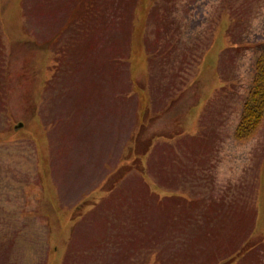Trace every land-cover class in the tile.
Instances as JSON below:
<instances>
[{
  "label": "rangeland",
  "instance_id": "obj_1",
  "mask_svg": "<svg viewBox=\"0 0 264 264\" xmlns=\"http://www.w3.org/2000/svg\"><path fill=\"white\" fill-rule=\"evenodd\" d=\"M50 4L21 1L23 21L11 1L0 7V264L12 249L41 251L44 230L46 253L54 231L66 248L68 224L75 233L98 203L120 214L111 231L128 238L126 264H264V117L237 134L264 0ZM113 81L138 90L124 135L119 105L101 95ZM186 134L197 150L176 165L164 144L180 153ZM70 249L64 263L90 260Z\"/></svg>",
  "mask_w": 264,
  "mask_h": 264
},
{
  "label": "crops",
  "instance_id": "obj_2",
  "mask_svg": "<svg viewBox=\"0 0 264 264\" xmlns=\"http://www.w3.org/2000/svg\"><path fill=\"white\" fill-rule=\"evenodd\" d=\"M2 1L0 0V7L2 6ZM5 1H11L12 6L14 7V13L16 11V15L22 19L23 21V9L21 5V1L23 2L24 0H5ZM42 1H52V5L58 0H42ZM50 4V6H52ZM13 13V12H12ZM21 21V22H22ZM118 60V59H117ZM120 63V64H119ZM114 66L116 64H119L117 69L118 72L122 77V83L125 79V69H120L119 67H122L123 64L117 61V63H111ZM110 67V66H109ZM108 66L105 67L108 68L106 69L109 72L112 71L110 70ZM116 81H113L112 83H104L105 88L104 91L101 92V95L105 97H109V105H119V108L121 110V123H120V128L124 129L123 130V135L125 128L129 125L131 121V116H130V111L139 108V100L138 98L135 99L134 93H138V90L135 89H129V90H122L121 92L115 91L114 87ZM69 90L67 89V92ZM182 94H179L175 99L172 100V102H177ZM187 95V94H186ZM188 96V95H187ZM186 96V97H187ZM127 101H132V104H129L130 102ZM126 102V103H124ZM184 103V102H183ZM137 104V105H136ZM136 105V107H135ZM138 106V107H137ZM180 107H184L183 104ZM172 107L170 105L165 106L163 111L159 112V118L162 115L163 112L168 111ZM135 113V111H134ZM133 113V114H134ZM172 113H175L173 110ZM127 116V117H126ZM173 125V124H172ZM182 124L179 123L176 125L175 130H173V127L171 128V133L169 137H173L174 133L176 130L181 129L182 133L184 132L182 130ZM114 128V127H113ZM170 127L166 128V133H169ZM110 136H114L113 134H110ZM187 139V134L185 136ZM183 140V137H179L175 139L177 142H182V146L180 148V153H179V145L173 142V140L169 138V142L164 144V142L161 143V145H166V153L169 155L175 156V161L177 162L176 165L180 162L181 165L188 163V154H193L189 150V145H190V140ZM110 145L113 147V142L109 141L108 142ZM219 143V142H218ZM173 150V151H172ZM168 151L174 153H168ZM188 153V154H187ZM172 156V160H173ZM169 159V158H168ZM177 171V170H176ZM164 174L168 175V169L164 170ZM152 176L153 179H155L154 175ZM172 188V187H171ZM80 201V200H79ZM78 201V202H79ZM78 202H76L74 205H76ZM119 203L122 205V209L129 208L133 204L129 202H124V201H119ZM95 203H92L94 205ZM87 208V207H86ZM110 210H113L109 205H104L103 203H98L95 206H90V210H87L86 212L81 213V218L77 222V231L73 234L72 229L74 225H69L66 228L65 231H70L66 235V240L68 241L67 247L63 248L60 243H59V235L57 234L56 231L52 233V237L56 239L57 244L53 246L52 251L50 253H46L47 250L50 251V245H49V232L44 230L43 232V240L41 241V251L39 249H36L35 251H28V249H25L22 247L21 253H19L17 249V253L11 252L13 247L10 250L11 256H9L8 259L4 261L3 264H39V260L41 264H66L64 263L65 257L69 256L71 254V249H70V244L72 242H76L77 244V251H80V257L82 259H87L90 257V260L86 262V264H93V261L95 264H126L128 263L127 257L129 256L130 251H133L131 247L126 248L128 238L123 237V239H120L114 232L111 231L112 223L111 221L113 220L112 217L114 214H116L117 221L118 223L123 226L122 223H120V214L117 212L112 213ZM118 214V215H117ZM131 214V211H130ZM136 223H139L141 221V216H140V211H137L135 213L134 217H131ZM126 223H124L125 225ZM95 234L94 238L93 235ZM39 238V236H38ZM51 243V241H50ZM126 248V250H125ZM47 249V250H46ZM128 250V251H127ZM127 251V252H126ZM73 253V252H72ZM48 254V255H47ZM76 257H78L76 255ZM85 264V263H84Z\"/></svg>",
  "mask_w": 264,
  "mask_h": 264
},
{
  "label": "trees",
  "instance_id": "obj_3",
  "mask_svg": "<svg viewBox=\"0 0 264 264\" xmlns=\"http://www.w3.org/2000/svg\"><path fill=\"white\" fill-rule=\"evenodd\" d=\"M264 117V48L255 62L254 78L243 105L242 115L238 123V131L253 132Z\"/></svg>",
  "mask_w": 264,
  "mask_h": 264
},
{
  "label": "water",
  "instance_id": "obj_4",
  "mask_svg": "<svg viewBox=\"0 0 264 264\" xmlns=\"http://www.w3.org/2000/svg\"><path fill=\"white\" fill-rule=\"evenodd\" d=\"M22 126L21 124H19V127Z\"/></svg>",
  "mask_w": 264,
  "mask_h": 264
}]
</instances>
